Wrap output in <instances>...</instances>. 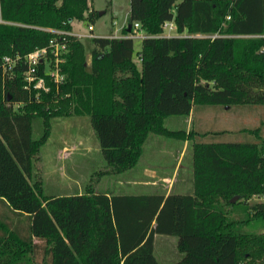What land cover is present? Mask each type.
<instances>
[{"label":"trees","instance_id":"16d2710c","mask_svg":"<svg viewBox=\"0 0 264 264\" xmlns=\"http://www.w3.org/2000/svg\"><path fill=\"white\" fill-rule=\"evenodd\" d=\"M94 17L89 0H0V264H32L41 249L44 264H160L156 235L176 238L181 258L171 264H264V0H130L128 25L146 36L140 50L131 38H92L88 64L79 39L52 31L71 33L74 20ZM165 22L175 36H162ZM51 41L66 47L59 83L44 63L36 80L46 90L25 87L23 61L3 74V57ZM197 106L259 109V125L246 129L254 140L206 142L209 133L164 126ZM67 116L89 117L109 175L135 167L149 135L189 141L192 193L88 186L44 196L41 183L30 182L32 160L50 121Z\"/></svg>","mask_w":264,"mask_h":264},{"label":"rangeland","instance_id":"374dc122","mask_svg":"<svg viewBox=\"0 0 264 264\" xmlns=\"http://www.w3.org/2000/svg\"><path fill=\"white\" fill-rule=\"evenodd\" d=\"M130 0H89L90 9L94 11L93 21L87 19L72 23L71 34H92V38H112L120 36L128 38L123 29L128 25ZM101 14V15H99ZM93 30L89 33L88 26ZM132 35L141 36L145 33L139 30ZM176 33H171V37ZM81 38L88 64L91 61V39ZM134 52L140 50L141 40L132 37ZM134 61L139 66L138 56ZM192 122L188 124L184 116H170L164 120V126L169 130H189L209 133L201 137L204 141L214 142H252L253 135L246 129L258 126L260 110L248 111L240 107L197 106L192 113ZM221 132V133H220ZM43 134L40 118L32 120V139L38 140ZM182 141L167 139L157 135H149L143 145V156L131 170L120 174L109 175V169L104 160L97 137L91 127L88 116L58 117L50 121V135L41 147L38 159L32 160L30 182L41 183L42 194L75 195L83 193L91 186L97 193L109 194H153L166 191L163 188H144L137 186L142 181L141 166L149 165L157 171H168L172 177L173 167L180 157L182 168L175 172L177 182L182 181L191 160L192 150L179 156ZM252 199L251 203L259 202ZM5 210L0 212L3 215ZM174 236L156 235L154 238V257L160 264H171L180 258L176 251ZM44 246V243H43ZM43 250H39L32 264H44Z\"/></svg>","mask_w":264,"mask_h":264},{"label":"built area","instance_id":"2783aa9c","mask_svg":"<svg viewBox=\"0 0 264 264\" xmlns=\"http://www.w3.org/2000/svg\"><path fill=\"white\" fill-rule=\"evenodd\" d=\"M163 29V34L162 36L164 37H171V33H175V26L172 22H165L162 25ZM93 28L92 26H88V31L89 33L92 32ZM132 32H138L140 30L139 24L134 23L132 28ZM56 34L60 35H72L76 37L77 39L81 38H92V34H71V33H65V32H60V31H52ZM133 33L130 34L128 38L135 37L137 39H143L146 36L141 35V36H136L132 35ZM176 35V34H175ZM198 37H210L214 38V36H198ZM109 38V37H108ZM112 38H124L120 36H115ZM66 53V47L64 44H59L57 42L51 41L49 43L48 47L40 48V49H35L34 51L30 52L29 54L25 55L24 57H20L18 55L12 57V56H5L1 60V68L3 74H6L10 72L14 66L17 64V62L23 61V63L26 65L27 70L24 73V82L26 83V88H28L32 82L34 83V88L35 89H45L44 88V83L42 79L36 80V67L40 63H44L47 66V74L53 79L55 83H59L62 80V76L59 73V68L58 65L64 61V58L62 57ZM51 64L53 65L51 67ZM46 90V89H45Z\"/></svg>","mask_w":264,"mask_h":264},{"label":"crops","instance_id":"0c3cea01","mask_svg":"<svg viewBox=\"0 0 264 264\" xmlns=\"http://www.w3.org/2000/svg\"><path fill=\"white\" fill-rule=\"evenodd\" d=\"M192 113H190L189 116L186 117L187 122L189 124V122H192ZM79 117V116H77ZM190 128L186 129V132L189 131ZM190 147V142L189 141H184L182 143V148L179 152V156H181L184 152L188 151V148ZM143 156V149H142V154L140 156V159ZM180 157L178 158V160L176 161L173 170H172V177H170V173H168V171H157V169L155 167L149 166V165H143L141 166V175L143 177L142 181H139L137 186L140 187H144V188H163L166 191L163 192H155L153 194H163L165 196L167 195H177V196H181V195H189L192 193L193 191V170H192V156H191V160L188 164V169L186 172V176L185 178L180 181L177 182L176 178H174V174L176 171H178L180 168H182L181 164H180ZM77 194H82V193H77ZM140 195V194H138ZM59 196H68L67 195H51V197H59ZM163 236V235H161ZM155 238V237H154ZM176 247V244H175ZM177 251V249H176ZM153 254H154V241H153ZM181 258V255H179ZM180 258L176 259L177 262ZM173 262V263H174Z\"/></svg>","mask_w":264,"mask_h":264},{"label":"water","instance_id":"95a60500","mask_svg":"<svg viewBox=\"0 0 264 264\" xmlns=\"http://www.w3.org/2000/svg\"><path fill=\"white\" fill-rule=\"evenodd\" d=\"M99 15H101V14H99ZM130 30H131V25H127V27H126V33H129ZM237 199H238V197L235 196V197H233V198L230 200V202H231V203H234Z\"/></svg>","mask_w":264,"mask_h":264}]
</instances>
